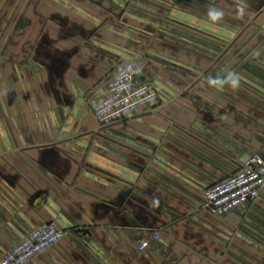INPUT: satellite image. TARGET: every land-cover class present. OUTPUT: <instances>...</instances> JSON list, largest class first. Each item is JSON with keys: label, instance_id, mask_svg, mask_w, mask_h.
Returning <instances> with one entry per match:
<instances>
[{"label": "crops", "instance_id": "1", "mask_svg": "<svg viewBox=\"0 0 264 264\" xmlns=\"http://www.w3.org/2000/svg\"><path fill=\"white\" fill-rule=\"evenodd\" d=\"M124 62L160 103L100 126ZM255 153L264 0H0V255L53 221L25 264H264V189L221 216L205 199Z\"/></svg>", "mask_w": 264, "mask_h": 264}, {"label": "built area", "instance_id": "2", "mask_svg": "<svg viewBox=\"0 0 264 264\" xmlns=\"http://www.w3.org/2000/svg\"><path fill=\"white\" fill-rule=\"evenodd\" d=\"M135 72L134 64L124 62L108 79L104 95L93 108L100 126L124 122L142 110H153L159 105L160 96L155 86L150 82L136 80ZM263 189L264 155L255 153L243 162L237 172L206 189V204L217 215H225L240 206L255 202ZM65 235V230L55 222H43L6 254L0 255V264H25L60 242ZM148 245L149 241L143 240L139 249L145 250Z\"/></svg>", "mask_w": 264, "mask_h": 264}, {"label": "clouds", "instance_id": "3", "mask_svg": "<svg viewBox=\"0 0 264 264\" xmlns=\"http://www.w3.org/2000/svg\"><path fill=\"white\" fill-rule=\"evenodd\" d=\"M210 15L213 20H217L223 15V13L213 11L210 13ZM209 83L212 85H219V86H223L225 83H227L230 85L232 89L235 90L236 88L239 87L240 81L239 78L234 73H229L225 79H219V78L210 79Z\"/></svg>", "mask_w": 264, "mask_h": 264}]
</instances>
